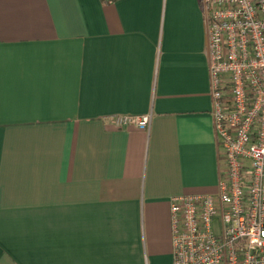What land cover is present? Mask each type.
Masks as SVG:
<instances>
[{
    "label": "crops",
    "instance_id": "0c3cea01",
    "mask_svg": "<svg viewBox=\"0 0 264 264\" xmlns=\"http://www.w3.org/2000/svg\"><path fill=\"white\" fill-rule=\"evenodd\" d=\"M206 44L201 0H0V264H172L221 165Z\"/></svg>",
    "mask_w": 264,
    "mask_h": 264
},
{
    "label": "built area",
    "instance_id": "2783aa9c",
    "mask_svg": "<svg viewBox=\"0 0 264 264\" xmlns=\"http://www.w3.org/2000/svg\"><path fill=\"white\" fill-rule=\"evenodd\" d=\"M201 2L221 165L215 193L169 199L172 264H264V0ZM109 121L143 130L150 115Z\"/></svg>",
    "mask_w": 264,
    "mask_h": 264
}]
</instances>
